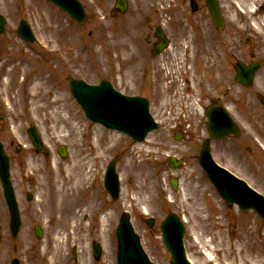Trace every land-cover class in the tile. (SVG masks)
Returning <instances> with one entry per match:
<instances>
[{
	"label": "rangeland",
	"instance_id": "374dc122",
	"mask_svg": "<svg viewBox=\"0 0 264 264\" xmlns=\"http://www.w3.org/2000/svg\"><path fill=\"white\" fill-rule=\"evenodd\" d=\"M129 1L130 12L122 19L107 17L106 11L111 7V2L89 1V20L85 25L78 26L48 0H0V13L9 20L7 32L0 35V133L12 157V178L22 214V227L19 235L13 238L8 231V211L0 186V264H9L13 258H18L21 264H47V256L54 257L48 260V264H96L90 255L92 240H100L104 247L103 260L97 264H117L115 232L118 216L129 205L134 210V223L145 248L157 264H169L170 261L159 230L161 220L169 212H177L187 219L185 244L188 257L195 264L204 263L205 255L194 240V231L208 241V246L221 264L243 260L244 264H251L258 256L264 261V220L255 212L240 211L237 207L227 205L196 167L195 161L190 159L187 165L189 171L184 172L185 191L179 197V193H173L170 188L167 174H163L167 168L166 156L171 151L167 146H164V150L157 147L162 145H156L157 133L151 135L145 148L134 149L125 136L89 121L72 96L68 82L70 75L90 83L108 79L120 90L126 91V87L130 86V92L138 91L132 78L138 73L139 67H135L136 74L133 72L132 77L126 80L122 77V66H126L127 58L132 66L141 63L138 48H141L142 43L137 37L145 29L140 20L147 15L157 17V20L164 19L170 29L174 28L176 22L185 23L187 30L197 31L198 35H194V38L197 37L198 43L203 40L200 31L208 32L202 34L205 37L211 36L213 29L209 19L200 22L202 12L190 14L188 0H182L181 5L182 13L191 16L187 20L181 19V13L173 11L174 7L180 8L177 0L175 4L173 0ZM257 3L261 7L264 0H257ZM260 11V16L255 17H259L256 20H260L264 27V8ZM169 16L175 21L172 22ZM22 18H26L36 32L35 43L29 44L16 33ZM240 27L243 43L245 37L250 36L254 48L264 47V29L258 32L252 25V18L245 25L240 24ZM207 51L199 50L198 59H191V66H195L196 62L198 66H205ZM262 54L264 56V51ZM190 55L181 54L184 57L182 61ZM195 74L200 75L197 71ZM162 77L163 74L159 81L156 75L158 93L149 88L144 89L146 94L152 96L155 105L160 100L169 105L167 93L160 90L164 86L160 84ZM151 78V74L148 75V84ZM36 83L39 87L33 89ZM141 85L144 86L145 82L141 81ZM31 124L38 127L52 156L38 154L31 147L27 135V128ZM73 124L77 126L75 131L72 129ZM248 127L243 136H255L264 144V126L256 132L253 126ZM13 140L15 147L11 145ZM60 144L68 148L66 158H62L58 152ZM233 145L232 142L214 143L213 154L217 162L247 178L251 185L264 192V153L259 151L253 141L249 143L255 148L251 154L245 147L233 154ZM18 147L22 149L21 153ZM117 155L123 191L120 199L113 201L103 186V178L106 164ZM84 156L96 159L92 166L96 181L86 195L94 198L90 205L97 206L99 210L78 217L74 208L60 207V204L64 205V197L57 194H61L58 188L65 179L64 170ZM197 182L201 186L198 187ZM56 186L55 197L49 191L55 190ZM28 190L36 195L35 200L27 201ZM185 194L201 198L203 227L197 225L200 220L195 219L190 200H183ZM63 211L73 216L64 218L60 226L58 212ZM144 212L157 219L158 225L153 229L143 224L142 220L146 217ZM105 215L107 228L102 234L101 218ZM80 222L82 232L79 229L77 234L69 232ZM35 223L44 228L43 240H38L34 234ZM23 246L26 248L24 251ZM4 247L10 248L6 254L2 253ZM74 248H77V263L71 259ZM227 252L232 253L231 257H226Z\"/></svg>",
	"mask_w": 264,
	"mask_h": 264
},
{
	"label": "water",
	"instance_id": "95a60500",
	"mask_svg": "<svg viewBox=\"0 0 264 264\" xmlns=\"http://www.w3.org/2000/svg\"><path fill=\"white\" fill-rule=\"evenodd\" d=\"M57 1V0H56ZM66 8L67 6L63 4ZM74 8H77L74 6ZM71 13L76 15L71 8ZM4 19H0V32L3 31ZM32 38V37H29ZM73 93L83 105L88 116L102 122L109 127H115L126 131L134 137L137 133L143 135L152 127V121L148 115V105L141 99H128L114 92L107 82L100 86H89L81 81H72ZM129 100V101H128ZM139 124V129H136ZM0 150V160H1ZM6 167L7 165L4 164ZM203 165L210 177L216 183L222 194L229 202L238 203L241 207H255L264 215V202L260 201L251 190L240 180L226 171L219 169L210 159L207 150L204 152ZM111 173L108 171V178ZM239 191L236 192V191ZM163 231L174 257V264H183L184 253L182 249L183 229L178 220L171 216L163 225ZM121 253L120 264H149L143 255L136 237L127 223L120 228Z\"/></svg>",
	"mask_w": 264,
	"mask_h": 264
},
{
	"label": "bare ground",
	"instance_id": "6f19581e",
	"mask_svg": "<svg viewBox=\"0 0 264 264\" xmlns=\"http://www.w3.org/2000/svg\"><path fill=\"white\" fill-rule=\"evenodd\" d=\"M252 7H253V4L251 3L247 5V8L249 10H252ZM254 24L257 26L258 25L257 21H254ZM37 87H39L38 83L34 85L33 89H36ZM76 128L77 126L73 124L72 125L73 131H75ZM95 157L98 158L99 156L96 155ZM91 173H92V169L90 167V161L88 160L87 157L84 156L80 160L76 161L71 167L67 168L66 170L67 179L63 182L64 185H63V188H61L60 193L63 195V197L66 198L72 195L77 196L80 191L84 192L85 190L88 189ZM183 199L190 200V207L193 211L195 219L200 220V223L197 225L198 227H203L202 224H204V219H201V214L203 210L201 208L199 199L195 196L188 197L187 195L184 196ZM89 200L91 201L92 197H90ZM69 207H71V205H69ZM90 209H91L90 206L88 208L85 206L83 207L79 206L77 211L84 212ZM193 234H194L193 236H194L195 242L199 245V247L201 248V251H203L205 255L204 263L201 262L200 264H221L218 258L214 255L213 249H210L211 247L208 246L209 245L208 241L203 240L202 235L199 234V232L197 231H194ZM8 252H9V247H4L2 253L6 254ZM231 255H232L231 252L226 253V257H231ZM244 262L245 261L243 260L239 264H244ZM228 264H235V262L231 261ZM251 264H264V261L258 256V258L254 259L251 262Z\"/></svg>",
	"mask_w": 264,
	"mask_h": 264
},
{
	"label": "flooded vegetation",
	"instance_id": "af4514ba",
	"mask_svg": "<svg viewBox=\"0 0 264 264\" xmlns=\"http://www.w3.org/2000/svg\"><path fill=\"white\" fill-rule=\"evenodd\" d=\"M225 34L227 35L226 38H230V42H231L230 48L233 51L236 47L234 39L231 40L233 32L231 31L225 32ZM219 68H221V70L219 69L221 81L215 82L214 80V82L211 84V88L213 90L211 92L218 94V96H220L223 100L231 102L233 108L239 110L241 101L243 100L248 102L247 98H250V95L247 93L242 95V92L235 90L237 84L235 83L234 76L233 78H230L228 80L229 83L226 84V79L229 76L231 77L232 74L236 75L235 66H229V67L219 66Z\"/></svg>",
	"mask_w": 264,
	"mask_h": 264
}]
</instances>
